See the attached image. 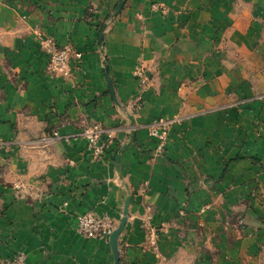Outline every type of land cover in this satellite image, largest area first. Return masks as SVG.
<instances>
[{
  "label": "crops",
  "instance_id": "crops-1",
  "mask_svg": "<svg viewBox=\"0 0 264 264\" xmlns=\"http://www.w3.org/2000/svg\"><path fill=\"white\" fill-rule=\"evenodd\" d=\"M120 1L0 0V264H114L76 218L118 226L126 199L118 264H264V0ZM38 34L80 54L68 76ZM174 116L157 153L147 125Z\"/></svg>",
  "mask_w": 264,
  "mask_h": 264
},
{
  "label": "built area",
  "instance_id": "built-area-1",
  "mask_svg": "<svg viewBox=\"0 0 264 264\" xmlns=\"http://www.w3.org/2000/svg\"><path fill=\"white\" fill-rule=\"evenodd\" d=\"M153 8H157L153 5ZM40 36V34H38ZM40 47L45 54L47 64L46 71L55 77H65L70 74V62L73 59H79L80 54L71 46H61L52 38L40 36ZM135 76L144 86L149 78L145 75L142 67H136ZM179 117L158 118L147 125L148 135L155 138L157 141L156 152L163 150L167 135L172 125L179 123ZM80 135L86 139L87 149L95 156L100 157L109 147L111 141L110 135L107 134L98 125H88ZM106 135L107 141H102L101 138ZM117 225L107 215H97L94 212L88 211L76 218V231L89 238L109 239L110 234L116 229ZM25 255L23 252H18L16 255L6 261L4 264H24Z\"/></svg>",
  "mask_w": 264,
  "mask_h": 264
},
{
  "label": "water",
  "instance_id": "water-1",
  "mask_svg": "<svg viewBox=\"0 0 264 264\" xmlns=\"http://www.w3.org/2000/svg\"><path fill=\"white\" fill-rule=\"evenodd\" d=\"M125 1L126 0H121L118 3V5L116 7V11H115L116 13L120 11V9L124 5ZM102 38H103V36L101 34L100 37H99V43H101ZM105 77L107 79V84H108V87H109V89L111 91V94H113L112 85H111V82H110V80L108 78L107 71H105ZM132 137H133V133H132ZM118 158H119V155L116 156V161H118ZM127 208H128V199H126V201H125V205H124V208H123L122 217H121V219L119 221L118 226L116 227V229L109 236V244H110V247H111L112 251L115 254V256H114V264H118L117 238H118V235L123 230V227L125 225L126 218H127V213H128V209Z\"/></svg>",
  "mask_w": 264,
  "mask_h": 264
},
{
  "label": "rangeland",
  "instance_id": "rangeland-1",
  "mask_svg": "<svg viewBox=\"0 0 264 264\" xmlns=\"http://www.w3.org/2000/svg\"><path fill=\"white\" fill-rule=\"evenodd\" d=\"M3 142H4V139L0 138V154H1L2 150L8 149V147L6 145H3ZM32 150H34V149L32 148ZM31 163H32V166L30 165V163H29V166L26 163L27 169L29 170L32 168V170L27 175H25V178L20 180V184H19L20 188L19 189L25 188V189L29 190L30 188L32 189L33 186L37 185V177H35V175H36L35 173L37 170V163H36V165L33 161H31ZM5 168L6 167L2 166V162L0 161V180H2L3 175L5 174ZM9 182L11 183V185L14 184V183H12V180H10ZM13 186L18 188V186H15V184Z\"/></svg>",
  "mask_w": 264,
  "mask_h": 264
}]
</instances>
